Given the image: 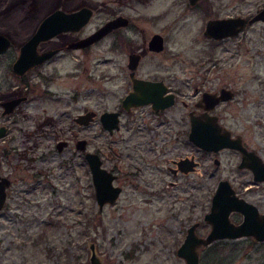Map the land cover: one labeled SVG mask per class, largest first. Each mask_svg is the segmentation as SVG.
Masks as SVG:
<instances>
[{"label": "rangeland", "instance_id": "374dc122", "mask_svg": "<svg viewBox=\"0 0 264 264\" xmlns=\"http://www.w3.org/2000/svg\"><path fill=\"white\" fill-rule=\"evenodd\" d=\"M102 1L105 2L96 0V23L112 6L106 4L101 8ZM185 1L172 0V71L188 75L190 66L213 57L224 66L226 83L230 82L235 88H240L243 82L248 83L261 103L249 106L250 113L246 111L243 116L226 123L236 131L241 130L247 138L251 136L257 145H264V24L253 23L233 39L207 43L202 34V15L182 10ZM209 1L210 14L218 16H250L264 7V0ZM50 3L51 0H40L38 5L31 6L16 0L10 13H5L8 8L3 10L0 31L12 27L14 45H20L34 25L33 18L46 12ZM106 45L103 40L87 54L74 53V57L57 59L46 67L56 71L48 85L54 95L43 100L38 110L34 104L27 103L20 113L30 112L32 117L51 119L54 125L52 129L49 126L47 134L28 135L30 122L27 115L14 122L11 117L0 114V125H10L8 133L0 140V152L5 151L8 155V161L0 156V173L13 182L8 207L0 212V264H89L90 242L95 243L102 264H184L176 255V249L183 241L188 225L196 220L203 222L218 175L235 180V169L221 165L216 175V167L211 165L209 170L213 176L202 175L203 171L199 170L172 177L177 184L166 190L165 182L170 176L166 172L165 158L170 157V153L165 154L157 166L153 162L148 165L147 159L143 163L136 155L128 156L127 146L137 152L142 146L137 136L126 140L123 127L110 136L97 119L90 125H75L71 117L77 112L85 109L100 112L114 103L106 94L109 88L105 79ZM168 45L171 46V42ZM79 61L81 66L75 69L74 63ZM5 69V64L0 62V78L5 75ZM7 90L8 85L3 82L0 92ZM187 91H190L189 87L184 88L185 94ZM73 92L80 95L76 103L67 97ZM42 107L47 111L42 112ZM181 127L176 121L175 129L179 131ZM77 138L86 139L87 149L97 152L106 167L121 166L118 182L123 184L124 191L115 204L105 205L102 210L98 209L93 197L83 158L75 149ZM67 139L71 140L72 146L63 153L57 152L55 142ZM111 148L118 150L113 161L106 158ZM190 151L185 135H172V158ZM30 154L39 157L35 160L36 166L52 169L47 181H42L31 195L27 192L30 181L25 168ZM63 161H68V165L61 164ZM138 167L141 173L136 176L137 182L142 186L147 184L149 189L161 190V197L151 198L131 189L128 172ZM257 197H260L259 193ZM260 202L264 208V196ZM208 229L203 225L197 234L204 235ZM251 242L249 237L216 241L200 250V264H264V242Z\"/></svg>", "mask_w": 264, "mask_h": 264}, {"label": "flooded vegetation", "instance_id": "af4514ba", "mask_svg": "<svg viewBox=\"0 0 264 264\" xmlns=\"http://www.w3.org/2000/svg\"><path fill=\"white\" fill-rule=\"evenodd\" d=\"M23 1L30 3L31 6H36L40 0ZM45 1L46 0H44V2ZM104 1L105 2L102 1L99 5L101 8H104L106 4L112 6L108 8V13L99 23L95 22L96 0H51V5L48 7L47 11L42 13L39 17L33 18L32 25H34L30 28L27 37L20 45H14L12 27H9L3 32L0 31V35H4L9 40V46L0 53V62H3L6 67L5 75L0 78V88L3 82L8 85V90L5 93L0 92V114L6 118L11 117L14 122L27 115L28 117H26L30 122L28 135L38 136L47 134L49 126H51L52 129L54 125L51 119L35 118L29 114L30 112L20 113L22 106L27 103L34 104L35 108L38 110V105L43 100L47 99L49 95H54V92L49 90L48 85L53 81L56 71L55 69H53L54 72L47 70L46 67L49 63L57 59H62L66 56L74 57V53L80 55L87 54L100 42L106 40L105 79L109 85L106 94L110 96V99L114 100V103L112 107L103 109L100 112L94 109H85L84 111L77 112L71 117L75 125L79 127L86 126L78 124L74 121V118L89 110L94 111L96 115L93 121L87 125H90L96 119L100 122L99 115L104 111L116 112L118 117V128L112 129L111 131L103 129L110 136H113L123 127V130L126 132V140H129L131 136H137L139 139L138 142L142 146H139L141 150L137 152L133 149L130 150L127 146L126 149L128 150L127 153L129 157L130 155H136L143 163L145 159H147L146 164L150 165L151 162H153V164L157 166L158 161H161V158H165V154H171L170 157L165 158L167 160L165 166L166 172L170 176V179L165 182L166 190L172 189V186L177 184V182L172 181V177L176 178L180 175H189L199 170L203 171L201 173L202 175L212 174L209 170L211 165L216 167L215 172L217 175L219 173L217 168L222 165L226 169H235V180L233 181L230 176L218 175L219 177L216 180L214 191L220 181H225L227 187L232 189L233 195L236 198L252 205L258 216L264 215V208H262L260 204V200L264 196V145H257L251 136L247 135V138L246 134L241 130L236 131L230 124L226 123L227 120L238 119L240 116H243L242 114L246 111L250 113L252 110H249V106L254 107L258 102L261 103V101L257 99L255 90L251 91L248 83L245 84L244 82L240 88H235L230 82L226 83L224 66L219 64L218 61H215L213 57L206 58V60L201 59L200 64L190 66L188 69L190 74L188 75L182 76L172 71V0H167L164 3L161 0ZM15 2L16 0H0V20L3 10L8 8L5 13H10ZM183 9L186 10L185 12L188 10L191 13L202 15L204 22L202 34L207 43L212 42L213 44L233 39L244 32L245 29L253 23L262 22L255 21L248 23V19L257 11L250 16H218L215 13L210 14L212 7L209 0H196L193 3H191L190 0H186L185 6L182 7V10ZM55 11H59L63 15L79 13L71 18L68 29L60 30L50 37L40 40L36 44V53L41 55L51 52L48 57L30 66L23 73H16L14 71V63L18 59L21 46L34 35L38 25ZM63 15L59 18L60 22L64 21ZM235 16H242L246 19L238 34L221 39L207 37L204 34L206 24L209 20ZM112 21L114 22L113 25L99 39L93 40L82 46H73V44L87 39L96 33L105 23ZM170 42L171 46L168 45ZM80 66V61L76 62V64L74 63L75 69ZM72 75L74 76L73 72ZM135 84L139 87L137 94L147 101L139 105H134L129 102L124 105L123 101L134 90L133 87ZM188 87L190 91H187L185 94L184 88ZM67 97L72 103H76L80 99L79 93L76 92H73ZM16 99L19 101L14 103L12 109L9 111H7V109L10 107L2 106V103ZM5 110L6 112H4ZM41 111L45 112L47 108L42 107ZM176 121H179L182 126L179 131L175 129ZM193 125L198 127L196 130L198 134H213L215 132L205 128L217 126L220 128L221 132L227 133L228 137L233 141V145L231 147L226 146L211 150L201 148L188 138ZM1 126L5 128V132L0 137V140L10 129V125L8 124H1L0 127ZM172 135H185L191 151L183 156L172 158ZM79 139L83 138H77L74 146L77 150V154L82 156L85 170H87L90 175L93 197L96 202L91 171L85 159V152L90 150L87 149L86 139V149L83 151L77 149L76 142ZM58 141L59 140L55 142V149ZM66 141V146L61 151H57L56 149L57 152L63 153L64 150L72 146L71 140L67 139ZM156 149L158 152H156ZM117 152L118 150L116 148H111V150L107 152L106 158L113 161L117 158L116 156H118ZM0 156L8 161V155L5 151L0 152ZM70 157L73 159L74 155L71 154ZM38 159V156L35 157L31 154L27 158L25 168L28 171L27 175L30 181L27 188L29 195L33 194V190L38 189V185L42 181H47L48 175L52 174V169L35 165V160ZM182 159H187L189 161L191 169L187 172L182 171L177 165V162ZM101 162L102 167L113 174L114 178L112 184L119 187V193L112 203L104 204L101 209L98 208L99 210H102L105 205L115 204L124 191L123 184H119L120 182H118V180H120L118 174L121 171V166L118 165L116 167L115 165H109L106 167L102 159ZM61 164L67 166L68 161H63ZM138 168L128 172V177L131 176L128 183L131 189L147 194L151 198L161 197V190L155 191L154 189L146 187L147 184L142 186L137 182L138 177L136 176L141 173L140 168L139 170ZM2 177L8 180V185L4 187V201L0 207V212H4L8 207L7 199L9 195H11L9 190L13 183L9 177L0 173V181ZM258 193L260 197H257ZM211 199L208 211L203 214V222L201 223L196 220L189 224L197 223L195 228L196 234L198 228L203 225L209 227L207 233L210 231L211 225L204 220V216L210 210ZM243 219L244 214L240 209L232 210L228 214V220L233 225L242 223ZM206 234L197 235L204 237ZM244 237H249L252 241L251 243L264 242V240L257 241L254 236ZM219 240H215L211 244ZM202 248L198 251L199 263L200 250ZM98 257L100 258L99 255Z\"/></svg>", "mask_w": 264, "mask_h": 264}, {"label": "water", "instance_id": "95a60500", "mask_svg": "<svg viewBox=\"0 0 264 264\" xmlns=\"http://www.w3.org/2000/svg\"><path fill=\"white\" fill-rule=\"evenodd\" d=\"M196 0H190L191 3ZM79 12L69 15H63L59 11L47 16L39 25L32 37H30L20 48V54L17 61L14 63V71L16 73H23L27 68L34 65L37 62L44 60L51 53L37 54L35 51L36 44L42 40L50 37L54 33L68 29L71 23V18L77 15ZM63 15L64 21L60 22L59 18ZM117 21V20H116ZM246 19L242 16L226 17L220 19H211L206 24L204 34L207 37H213L221 39L224 37L234 36L242 29ZM255 21H262L264 23V7L259 9L252 17L248 19V23ZM112 22L105 23L96 33L84 39L78 43L73 44L74 47L82 46L86 43L92 42L102 37L109 28L113 25ZM9 46V40L4 36L0 35V53L3 52ZM134 90L125 98L123 104L126 105L133 103L139 105L147 101L142 99L137 94L138 86L134 85ZM19 101L11 100L2 103L4 107H10L12 109L14 103ZM6 112V110L4 111ZM96 113L94 111H86L79 114L74 118V121L80 125H87L93 121ZM101 126L104 129L111 131L112 129L118 128V117L116 112L104 111L99 115ZM198 127L194 125L191 127V132L188 138L201 148L211 150L219 149L221 147L232 146L231 139L227 133L221 132L217 126L207 127L209 131L215 132L213 134H198ZM5 128L0 127V137L4 134ZM67 144L66 140H59L56 143L57 151H61ZM76 148L83 151L86 149V140L79 139L76 142ZM85 159L88 163L91 171L92 183L95 189L96 202L98 208L101 209L106 203H112L118 193L119 187L112 184L114 178L113 174L102 167V162L99 155L95 152H85ZM177 165L184 172L190 170L189 161L182 159L177 162ZM225 181H220L216 190L214 191L211 199V207L208 213L205 214L204 220L209 222L211 225L210 231L204 236L200 237L196 234L195 228L197 223L189 225L186 229L183 241L176 249V255L183 259L184 264H200L199 263V249L208 246L215 240L229 238L235 239L244 236H254L257 241L264 240V215L258 216L255 212V208L246 203L245 201L239 200L233 195L231 188H228ZM8 185V180L1 178L0 181V207L4 201V187ZM242 210L244 214L243 222L238 225H233L228 220V214L232 210ZM256 216V218H255ZM89 263L90 264H101V260L98 257L95 244L90 242L89 245Z\"/></svg>", "mask_w": 264, "mask_h": 264}]
</instances>
